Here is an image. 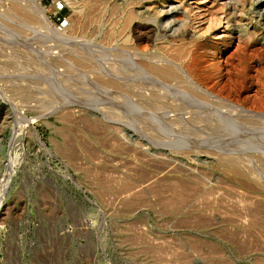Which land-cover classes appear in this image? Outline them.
<instances>
[{"label": "rangeland", "instance_id": "374dc122", "mask_svg": "<svg viewBox=\"0 0 264 264\" xmlns=\"http://www.w3.org/2000/svg\"><path fill=\"white\" fill-rule=\"evenodd\" d=\"M20 1L0 0V264H264V217L253 212L264 211V154L256 151H264V130L156 125L138 97L99 81L109 70L134 87L150 82L141 58L153 48L122 12L132 3L166 21V5L66 0L68 26L60 27L52 1L37 0L54 34L26 23ZM258 10L256 2L227 8L230 30L210 39L199 68L195 51L183 68L229 103L264 115ZM255 27L256 42L238 38L237 29ZM71 50L93 57V68L66 58ZM201 102L191 103L206 117L212 108Z\"/></svg>", "mask_w": 264, "mask_h": 264}, {"label": "bare ground", "instance_id": "6f19581e", "mask_svg": "<svg viewBox=\"0 0 264 264\" xmlns=\"http://www.w3.org/2000/svg\"><path fill=\"white\" fill-rule=\"evenodd\" d=\"M67 1L69 2V0ZM148 1L149 0H139L140 4L143 2L147 3ZM154 1H157L159 3H164L166 5L164 6L166 7L165 10H163L165 16H167L166 21H163L161 19H155V17H151L149 14L146 15L148 8H145V6L142 9L143 11H141L144 14L141 15L139 11L133 10L134 4L132 3L128 4L129 6L124 8V11L122 12L123 18L127 20L126 22L132 25V28H133L132 30H133V34L135 38L137 40L145 39L151 43L153 51L150 49L149 51L151 52H149V54L141 58L142 67L141 65L139 66V68L141 67L144 74H146V79L150 80V82L146 84V80H145V83L143 84L144 86L138 85L139 87H134V85L132 86L131 84H128V83L126 84V81H122V80L120 81L119 79L120 76L119 78L118 77L114 78L113 77L114 75H112V73L109 70H108L109 72L107 71V74L104 73L106 76H101L99 78V81L102 84L106 85V87L110 86L114 88H124L125 90L124 92L127 95L134 97V98L138 97L140 103L144 105L141 109L142 110L144 109L147 111V113H145V117H147L148 119H152L156 123V125L158 123L160 124L166 123L167 121L176 122V123L183 122L182 126L184 122L186 123L187 122H197L200 124L201 123L208 124V126H210L208 128H212L210 132L217 131V130L219 132L220 131L219 130L220 126H218L219 124L220 125L227 124L228 126H230V124H234L237 126H241L240 127L241 130L244 129L242 127H252L254 129H257V130L261 129L263 131L264 130V115H262V113L253 114L249 111H245L247 109L244 108L245 109L244 110L242 106H238L236 103L235 104L233 102L229 103L230 101L225 100L221 98L220 96H218L217 94H215L214 92L209 91L210 90V89L208 90L209 86L205 84L204 82L201 83L197 80V83H196L195 79L189 74H187L183 67H184V64L189 62V56L191 57L192 55L193 57L192 53L197 52V56H196L197 57V68H199L198 65L201 61L202 56L206 54V52L212 51L210 39L224 38V36L220 37L221 35L219 34V31L221 28H225V30H230L227 8L232 7V6H237L239 3H242V5L245 6L249 2H251V4L256 2L259 6L258 13L260 14V16L264 18V0H255V1L254 0L253 1L252 0H224L225 3L223 1V4H221L223 6L221 9V12H219L216 15H215L216 7L220 3V1L218 0H180L179 4H175L177 3V1L175 0H154ZM190 1H193V2L188 4V2ZM22 2L26 3V6H25L26 8H24L25 9L24 15L27 18L25 21L26 23L38 24L40 26H44L48 30H52L51 32H53L54 34L58 33L57 30L54 29L53 27L54 25L52 24L47 14L46 8H44L40 4L39 1L22 0ZM183 2L188 4L189 9L185 10L182 8L181 5ZM161 11L162 10H160V12ZM139 18L141 20H139ZM225 21H226V25L224 27L223 24ZM258 32L259 30L257 27L254 28L253 32L251 31L247 32L241 28L237 29L239 39L249 38L254 42L257 41L256 35ZM73 52L74 51L71 50V54L68 53L67 55H65V57L66 58L68 57L69 60H72V59L76 61L78 60L82 65L87 66V68L85 69L90 68L89 66L91 65L88 62L93 57L91 58L89 57L90 59H88L87 57H85L87 55L80 56L81 54H78V53L74 54ZM64 64H61V65H64ZM118 72L116 74H118ZM124 77H125V74H124ZM172 83L186 85V90L181 89L180 91L178 90L173 91L172 89L174 87L171 86ZM121 90L123 89H120V92ZM196 98L202 101L201 104H203L204 107H208L209 109L212 108L210 112L208 111L209 113L207 112L208 114L206 117L202 116L201 112L198 111L200 109L199 107H198L199 109L196 108V106L200 102L196 105H193L191 103L193 100H196ZM197 102L198 101H196V103ZM135 106L137 107V104ZM227 133H229V131ZM253 144L251 146L256 145V144L254 145ZM259 147H254V150ZM256 151L261 152V154L262 153L264 154V151H261L258 149ZM235 154H240V153L236 152ZM256 154L257 153L254 154L256 158L259 157ZM254 155H253V159L255 160ZM260 158H261L260 161L259 160L258 161L260 162L261 167H263L264 169V158H262L261 156ZM237 161H240V159H238ZM254 208L256 209L255 211H253L255 212L254 213L255 216H261V218L262 216L264 217V211L260 210L259 207L256 208V205ZM252 215H250L249 217L250 219H252L251 217ZM255 216L253 215V218ZM254 219H255L254 221H256V218ZM260 220L259 222L258 221L257 222L260 224L263 223V222H260ZM240 241L242 242L243 240H240Z\"/></svg>", "mask_w": 264, "mask_h": 264}, {"label": "built area", "instance_id": "2783aa9c", "mask_svg": "<svg viewBox=\"0 0 264 264\" xmlns=\"http://www.w3.org/2000/svg\"><path fill=\"white\" fill-rule=\"evenodd\" d=\"M50 11L54 23L60 27L68 26L67 3L66 0H51Z\"/></svg>", "mask_w": 264, "mask_h": 264}, {"label": "water", "instance_id": "95a60500", "mask_svg": "<svg viewBox=\"0 0 264 264\" xmlns=\"http://www.w3.org/2000/svg\"><path fill=\"white\" fill-rule=\"evenodd\" d=\"M13 171V170H12Z\"/></svg>", "mask_w": 264, "mask_h": 264}]
</instances>
